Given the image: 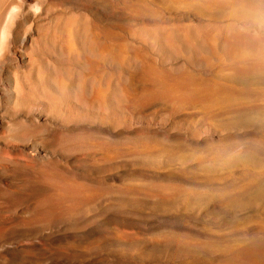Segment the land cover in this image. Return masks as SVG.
<instances>
[{"label": "rangeland", "instance_id": "374dc122", "mask_svg": "<svg viewBox=\"0 0 264 264\" xmlns=\"http://www.w3.org/2000/svg\"><path fill=\"white\" fill-rule=\"evenodd\" d=\"M57 22L72 25L59 40ZM200 24L264 35V0H0V264H64L61 248L77 240L91 264L157 263L163 251L184 264H264V70L228 68L252 63L249 50L201 63L177 34ZM171 29L178 49L160 43ZM67 41L79 59H62ZM49 63L73 73L72 94L83 77L128 95L106 108L34 92ZM210 80L234 98L191 104ZM105 224L121 240L94 246Z\"/></svg>", "mask_w": 264, "mask_h": 264}, {"label": "bare ground", "instance_id": "6f19581e", "mask_svg": "<svg viewBox=\"0 0 264 264\" xmlns=\"http://www.w3.org/2000/svg\"><path fill=\"white\" fill-rule=\"evenodd\" d=\"M248 6H249V4H248ZM70 23L71 22H64V23L63 22H57L54 25L53 30L55 32V38L56 39L59 40V37L61 36L62 32L66 33V32L71 31L72 25ZM238 30L239 29L237 27L232 26V25H203V26H201V24H200V28L199 27L191 28V27L187 26L186 28H182V30L181 29L178 30L177 34H178L180 40L182 41L181 46L186 47V48L188 47L186 44L190 45V47H191V45L192 46H198L197 48L200 49V50L199 49L197 50L199 52L198 59L200 60V62L202 61V62L208 63L210 61L211 57L212 58H219V56H218L219 55V53H218L219 49L224 50V48H225L227 53L229 54V52H230V55H232V56H233V54H236V55H238V53L240 54V52H242L243 50H249L252 52V55L254 57H256L252 60L253 61L252 63H250L249 65H246L245 63H240V61L236 62L237 64H235V65H232L231 63H229L231 65H229L228 68H231L237 74H245V73L246 74H252V73L264 70V48H262L261 47L262 45L258 43L259 40H264L263 32H260L257 34L255 33L256 35H252L253 33L252 34L249 32L246 33L244 31L240 32ZM174 31L175 30H172V29L171 30H165L164 32L158 31V33L162 34V36H163V38L160 37V38H162L160 43H162V45H165V47H169V48L171 47V48L178 49L179 46L175 45V47H172V44H171V37H172V35H174V33H173ZM49 37L44 38V39H46L45 41H47L46 43L52 41L51 48L54 46H58V44L60 42L59 41L54 42L53 40H55V38H52L50 35H49ZM139 39H140V37H139ZM136 40H137V38H136ZM147 43H149V42H146V44ZM66 44H67V46L60 44V47H59V48H61V51H62V55H61L62 59H64V60H67L70 58L79 59V54H77L76 46L74 45V43L67 41ZM178 44L179 43H177V45ZM89 48L91 51L93 50V51L97 52V49L91 48L90 45H89ZM202 48L207 50L206 54H203L201 52ZM71 52H74V53H71ZM222 53H223V51H222ZM236 55H235V57H236ZM181 56H183V55H181ZM221 57H222V55H221ZM193 58L195 59V57H193ZM227 58L225 57V60ZM260 58H262V60H260ZM116 59H117V57L113 56V60H116ZM221 59L223 60L224 58H220V60ZM85 60H86V67H89L91 65V62L88 61L87 57L85 58ZM227 61H229V60H227ZM152 62H157L158 64L163 63L161 61H157V59L156 60L154 59ZM233 63H235V62H233ZM223 64H221V66L224 67L225 64L224 65ZM40 66L42 68L38 72V85L34 87L33 91L34 92L36 90H37V92L38 91H41V92L44 91L50 95V98L56 99L57 101H63V100H65L71 96H75L77 99H79L81 101L89 102V103L92 102L93 104H97L98 106L110 108L109 103H114V105L116 103V102H112L113 98H117V99H119V101H123L124 98H126L128 95L127 89L125 87H122V86L117 87L116 89H114L112 91H110L109 89H103L101 87H96V86H92L91 89H87V88H85L87 81L83 77H82V82L85 86L82 85V87L75 90V94H72V92L69 88V85L72 83L73 73L69 72L70 71L69 69H64L62 66L57 65V64L54 65L52 63H49L46 66H43L41 64ZM226 67H227V65H226ZM62 71H64L66 73V75ZM142 72L147 73L146 70H142ZM144 75H146V74H144ZM63 76L68 78L67 83L65 82V78H63ZM179 76L180 77L186 76V74L181 72L179 74ZM184 79H187V78H184ZM31 80H32V78H31ZM210 81L213 82V85L210 82H208V81L207 82L212 85L211 87L205 85V88L201 89L202 92H205L207 95L205 97H202L199 99H190L192 102L191 104H194V103H196V100H199V101L203 102L204 105L207 106L208 108H213L217 104L216 102L225 96L230 97V98H234L236 93L232 90H229L230 89L229 87L221 85V84L215 82L214 80H210ZM51 85L55 86L54 87L55 92L53 91V93L48 92L51 89ZM17 88L22 89L20 84H18ZM162 88H164V87H162ZM164 91H167L168 97L173 98V99L177 98L179 95L178 93H175L168 88H164ZM55 94H58V97H53V96H55ZM109 100H112V101H109ZM199 104H201V103H199ZM98 110H99V108H98ZM178 179H183L184 181H188L186 177L178 176ZM173 194H176V192ZM161 219H163L164 221H167V222H171V223L175 222L173 219H171L169 217H162ZM120 222L121 221L115 220V223H120ZM107 227H109L108 224H105L103 226V230L96 232L92 236L91 239L94 238V241L92 240L94 243V246L99 247V246L104 245L106 243L114 242V240H116V239L121 240L119 237L121 235L120 232L116 231L115 229L108 230ZM73 239L77 240V239H80V237H74ZM78 241L79 240L72 241L71 243H66L61 248L60 253H61L62 259L64 260V264H91L90 259H88L87 257H81V254H80L78 247H77ZM129 241H131V240H129ZM24 245L25 244H22L19 246H24ZM35 245H38V244L37 243H32L30 245L26 244V246H29V247L35 246ZM163 252H165L167 254V251H163ZM163 252H162V254L158 253L160 255L159 256L157 255L158 256V258L156 260L157 263H153V261L146 260V259H138V258L135 259V258L129 256L128 254H123L122 252H121V254H123V256H125V258L130 259L131 264H184V263H187V260H182L179 262H173L172 259L165 257L166 254ZM189 260H190V262L191 261L197 262V261L192 260V259H189Z\"/></svg>", "mask_w": 264, "mask_h": 264}]
</instances>
